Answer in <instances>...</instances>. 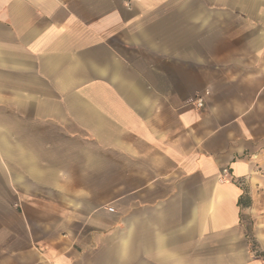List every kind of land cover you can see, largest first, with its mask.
Here are the masks:
<instances>
[{"label": "crops", "instance_id": "1", "mask_svg": "<svg viewBox=\"0 0 264 264\" xmlns=\"http://www.w3.org/2000/svg\"><path fill=\"white\" fill-rule=\"evenodd\" d=\"M0 264H264V0H0Z\"/></svg>", "mask_w": 264, "mask_h": 264}, {"label": "built area", "instance_id": "2", "mask_svg": "<svg viewBox=\"0 0 264 264\" xmlns=\"http://www.w3.org/2000/svg\"><path fill=\"white\" fill-rule=\"evenodd\" d=\"M194 106H195L197 109L202 108V107H203V102H202V100H201V99H197V100L195 101ZM221 175H222V177H229V172H228V170H227V169L222 170Z\"/></svg>", "mask_w": 264, "mask_h": 264}]
</instances>
